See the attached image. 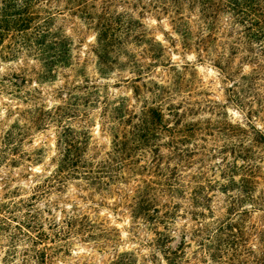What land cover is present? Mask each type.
Instances as JSON below:
<instances>
[{"label": "trees", "instance_id": "obj_1", "mask_svg": "<svg viewBox=\"0 0 264 264\" xmlns=\"http://www.w3.org/2000/svg\"><path fill=\"white\" fill-rule=\"evenodd\" d=\"M60 1L0 0V64L29 59L39 64V69L21 67V74L0 72V95L11 97L2 103L6 115L2 117L0 113V187L7 200L0 201V248L5 250L2 264H58L72 256L76 240H108L114 229L90 218V210L97 212L95 205L103 206L107 196L118 197L134 220L142 218L156 227L162 226V230L155 228L158 236L155 246L166 253L169 264H180L179 259L186 254L183 249L188 246L185 239L174 250L166 249V245L172 242V225L180 217V205L174 199L184 195L190 208L188 214L195 222L191 233L214 262L225 264L222 259L229 256L232 264H264V248L257 252L250 245L257 238L264 242V224L250 222L253 212H264V204L253 197L251 211L240 209L246 200L243 197H251L254 185L259 183L260 176L253 174L255 166L250 161L254 147H264L263 133L254 127L248 132L241 125L220 120L187 121L182 103L173 102L171 85L143 80L150 68L157 66L161 57L157 50L162 51L161 43L143 23L145 15H168L174 31L183 40H192L194 32L182 10L199 6L205 20L202 33L206 34L200 40H218L228 25L230 37L237 40L233 45L235 52L255 53L246 58L251 73H242L240 82L233 81L228 88L229 101L240 106L243 95L253 87L255 76L264 72V0H135L133 10L138 11V17L134 12L111 10L113 0H106L107 5L101 9L88 7L89 2L97 0H68L74 5L73 14L97 31L99 72L104 74L117 64L121 67L131 64L135 69L136 75L131 80L133 99L141 106L135 110L127 96H121L117 102H106L104 125L111 136V145L101 157L90 153V130L61 125L58 154L52 158L54 168L34 172L36 166L44 164L47 152L46 144L35 145L34 137L47 130L49 122L61 123L77 110L67 100L48 109L41 104L42 90L33 86L53 80L57 67L71 65V37L56 24L65 10L59 7ZM225 15H228L226 23ZM130 38L145 41L144 53L149 62L110 58L114 43L107 40ZM221 61L218 63L223 65L220 68L224 73L233 76L240 73L231 59ZM30 73L36 82L27 78ZM27 84L29 87L23 89ZM15 100L22 103L11 104ZM205 105L210 109L222 107L212 100H205ZM13 114L18 118L7 124ZM215 133H226L231 138L228 144L236 157L231 171L245 170V177L237 187L240 194L230 197L229 213L235 216L232 221L239 219L236 223L229 219L209 221L205 213L211 212L208 192L218 183L209 174L214 168L206 167V163L215 157L217 147L199 146V142L206 143L205 136L212 137ZM249 134L256 137L248 144ZM238 158L244 163L241 167L237 165ZM197 163L202 166L187 175L186 169ZM80 180L85 187L73 198L65 196L69 183ZM230 182L238 185L234 176ZM96 193L101 196L99 203L92 198ZM52 194H58V200L40 207ZM113 264H129L128 255H117Z\"/></svg>", "mask_w": 264, "mask_h": 264}, {"label": "rangeland", "instance_id": "obj_2", "mask_svg": "<svg viewBox=\"0 0 264 264\" xmlns=\"http://www.w3.org/2000/svg\"><path fill=\"white\" fill-rule=\"evenodd\" d=\"M134 3L135 0H113L111 10L134 12L135 17H138V11L133 10ZM58 5L65 10L64 14L57 18V27L62 28L72 40L71 65L66 68L57 67L56 76L50 81L36 84L32 73L27 78H33V86L42 90L41 104L48 109H54L63 104L64 100H67L77 110L75 113H71L70 118L63 119L61 123L49 122L47 130L34 137L35 145L46 144L47 148L44 164L36 166L34 172L48 171L54 168L52 158L58 154L56 145L61 125L90 130L92 135L90 153H96L98 157H101L110 149L111 145V136L104 125L106 102L108 100L117 102L121 96H127L131 99V104L134 105L135 110H139L141 106V103L133 99V82L131 80L136 74H134L135 69L131 67V64L122 67L118 64L112 65L106 73L101 74L96 54L97 31L90 27L85 20L73 14L74 5L68 3V0H61ZM105 5H107L106 0L88 3L89 8L96 6L101 9ZM200 10L199 6H195L191 10L187 6L182 10L194 32L192 40H183L174 31L168 15H161L160 17L150 13L145 15L143 23L152 36H156L157 41L161 43L162 51L157 50L161 57L156 63L157 66L151 67L149 74L144 76V82L148 83L154 80L165 85H171L173 102L174 104L182 103L184 110L187 112V121L200 123L207 119L226 121L228 124L241 125L248 132L253 131L252 127H254L255 130L261 131L264 135V72L257 77L255 76V79L251 82L253 87L243 95L240 106L231 103L228 97V88L233 81L240 82L242 73H251L252 67L248 65L246 58L255 55V53L235 52L233 45L237 40L230 37L228 25L224 34H219L218 40H200L202 36L205 37L206 35L202 33L205 20L202 19ZM227 17L228 15L223 17L224 23L227 22ZM197 36L199 37L197 38ZM107 41L114 43V51L110 53L111 59L129 62L138 58L140 61L145 59L149 62L148 56L144 53L146 48L144 40L130 38L128 40ZM254 47L258 48L257 45ZM224 59H231L240 73L234 76L224 73L220 68L223 65L218 63ZM25 66L39 69V64L29 59L11 64H0V72L4 75L13 71L21 74L20 69ZM126 79L130 81L124 82ZM28 87L27 84L23 89ZM9 98L11 97L6 94L0 95V113L2 117L6 115L2 103ZM205 100L219 102L222 107L210 109L205 105ZM16 103L22 102L15 100L11 104ZM223 105L226 106L223 107ZM17 118V115L13 114L6 123L11 124ZM249 136L247 139L248 144L249 140L256 137L254 134H249ZM205 137L209 142L200 141L199 146L206 144L208 148L217 147V152L214 153L215 157L209 163H206V167L214 168L209 174L218 182L214 190L208 192L212 199L210 203L211 212L206 211L205 213L210 218L209 221H225L227 219L232 221L235 216L229 213L231 208L230 197L240 194V189H237V187H240V181L245 177V170L239 168L231 171L236 163V157L232 153L231 145L228 144L231 140L229 135L215 133L212 137L208 135ZM214 138H217L216 142L212 141ZM187 146L194 148L193 144ZM262 146L254 147L255 152L252 154L250 161L255 166L252 171L253 174L257 177L260 176L257 178L259 183L254 185L251 197H243L246 198L241 203L242 207L240 209L243 210L251 211L252 201L250 198L253 197L264 204V147ZM243 164V161L238 158V167ZM200 166H202L200 163L194 164L186 169V174H193ZM222 176L226 177L223 178ZM233 176L238 185L230 182ZM81 187H85L84 181L69 183L65 196H68V198L75 197ZM89 193L90 191L87 192V194ZM4 194L5 192L0 187L1 202L7 201ZM185 196L174 199V202L180 205L178 211L180 217L176 218L172 225V242L166 245V249L168 247L172 250L176 249L185 239L188 246L183 249L186 254L179 259L180 264H218L209 256L210 253L198 246L197 238L191 233L190 228L195 222L192 220V216L188 214L190 208H187ZM58 198V194H52L48 197V200H44L40 204V207L43 208L46 202L51 204L57 201ZM92 198L96 203L101 201V196L97 193ZM103 203V206L95 205L94 208L97 212L90 210V218L97 224L103 223L110 229H114L107 237L109 239L94 241L88 238V242L76 240L72 247V256L65 257L58 264H113L114 258L119 254H127L129 264H169L166 253L155 246L158 239L155 228L162 230V226L158 225L156 227V224L142 218L134 220L116 196H107L103 199ZM56 216H60V213H56ZM251 217V223L258 226L264 224V212H253ZM237 221L239 222L238 218L232 222L236 223ZM250 245L257 252L264 248V242H260L258 238L250 241ZM4 251L0 248V264H2ZM222 260L226 262L225 264H232L229 256L223 257Z\"/></svg>", "mask_w": 264, "mask_h": 264}]
</instances>
